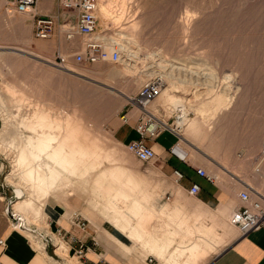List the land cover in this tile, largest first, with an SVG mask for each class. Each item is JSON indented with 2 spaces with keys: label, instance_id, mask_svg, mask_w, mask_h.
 I'll return each instance as SVG.
<instances>
[{
  "label": "rangeland",
  "instance_id": "1",
  "mask_svg": "<svg viewBox=\"0 0 264 264\" xmlns=\"http://www.w3.org/2000/svg\"><path fill=\"white\" fill-rule=\"evenodd\" d=\"M13 1L0 0V192L10 213L19 202L15 212L36 239L52 242L55 255L52 236L56 244L60 239L42 215L49 199L67 218L79 214L121 244L123 237L136 242L140 232L143 239L152 235L145 226L153 217L149 204L167 201L158 182L179 188L165 185L153 163H140L113 138L127 99L152 80L163 87L147 110L182 140L243 171L249 160L246 182L256 167L264 173V0H97L96 37L125 48L115 46L117 62L96 64L76 63L78 50L69 51L64 69L73 75L51 65L53 54L42 62L15 50L33 51V35ZM168 94L186 107L182 125ZM153 103L164 106L152 110ZM218 173H209L217 183ZM65 248L56 264H80Z\"/></svg>",
  "mask_w": 264,
  "mask_h": 264
},
{
  "label": "crops",
  "instance_id": "2",
  "mask_svg": "<svg viewBox=\"0 0 264 264\" xmlns=\"http://www.w3.org/2000/svg\"><path fill=\"white\" fill-rule=\"evenodd\" d=\"M39 16L51 17L55 26L48 39L39 40L32 36L30 48L45 56L53 54L54 57L61 53L67 57L68 63V52L78 49V43L65 38L62 29L65 16L58 0L37 1L31 15L23 20L28 35L30 31L33 35V23ZM121 97L123 100L127 99L123 94ZM134 110L136 109L126 110L125 121L113 132V138L121 145L137 139L134 130L137 113ZM1 128L0 118V130ZM181 142L185 147L180 146ZM147 146L156 155L153 165L159 180L165 185L171 183L179 187L172 189V192L170 189L165 190L158 182V195L161 197L164 194L167 201L157 204V199L149 204L152 207L147 205L153 211V217L144 224L152 229L149 232L152 235H146L143 239L140 232L136 242L129 238L125 241L123 237L119 244L102 233L98 234L89 223L84 229L73 226L72 219L78 214L73 213L67 218L62 207L49 199L42 209V215L53 234L67 245L70 255L73 254L80 264H95L99 260L109 264H208L212 261L215 264H264V229L243 236L230 224L231 215L240 207L238 193L246 184L245 171L250 167L249 160H245V171L232 162L223 165L212 160L209 151L200 150L169 130L148 140ZM176 146V154L184 159L172 153ZM190 152L197 155L193 154L192 157ZM224 156L230 158L229 154ZM213 167L220 170L217 174L218 183H208L195 172V169L201 168L209 174ZM174 171L181 174L177 182L174 181ZM248 183L254 184L255 181L249 179ZM193 184L198 186V191L195 195H189L188 190ZM2 195L6 193L0 192V264L59 263L54 258L59 257L49 245L52 242L45 239L47 237L39 236L36 239L37 236L30 234L31 231L15 228V224L6 215L5 197ZM18 204L19 202L11 206L12 213H16L14 208ZM17 216L24 222L20 214ZM139 226H142V222ZM50 234L49 232L47 236ZM52 238L54 242V237ZM220 243L223 244L221 248L217 246ZM81 246L85 250L78 258L76 252ZM150 259L152 262H149Z\"/></svg>",
  "mask_w": 264,
  "mask_h": 264
},
{
  "label": "built area",
  "instance_id": "3",
  "mask_svg": "<svg viewBox=\"0 0 264 264\" xmlns=\"http://www.w3.org/2000/svg\"><path fill=\"white\" fill-rule=\"evenodd\" d=\"M38 0H14L13 5L18 13H32ZM59 6L64 13L65 20L63 21L62 29L64 30L66 40L78 43V52L72 56L76 63L96 64L98 62H117L120 54L117 51H112L110 54L104 49L103 45L98 42H88L80 47V42L83 38H89L97 30V0H58ZM55 22L51 17L39 16L36 17L33 23V36L35 39L45 40L50 37L53 32ZM52 65L57 68H65L67 57L61 53L54 56ZM160 79L152 80L141 86L135 95L129 100L130 108L138 109L136 124L134 130L137 134V139L127 143V150L140 163H153L156 155L151 147L147 146L148 140H153L164 130H169L173 134H179L176 128L159 123L154 115L148 112L145 107L153 99H155L162 90ZM122 121H125V116H122ZM172 153L176 154L175 149ZM179 158L184 159V157ZM198 176L205 178L208 183H214L215 178L201 168L195 169ZM174 181L177 182L181 178V174L174 171ZM198 191V186L193 184L188 190L189 195H195ZM240 207L231 215L230 223L238 229L241 235H247L253 231L264 229V192L257 191L248 185H244L238 193ZM72 225L84 229L89 223L79 214L73 219ZM12 223H17L19 217H15L11 212ZM19 229H24L23 225L19 224ZM21 227V228H20ZM1 243V242H0ZM85 249L81 246L76 252L77 257L83 255ZM151 262V259L149 260ZM95 264H109L104 260H99ZM208 264H215L213 261Z\"/></svg>",
  "mask_w": 264,
  "mask_h": 264
},
{
  "label": "bare ground",
  "instance_id": "4",
  "mask_svg": "<svg viewBox=\"0 0 264 264\" xmlns=\"http://www.w3.org/2000/svg\"><path fill=\"white\" fill-rule=\"evenodd\" d=\"M98 7H99V13H100V15H102L103 17H105L106 18V16H107V10L105 9V7L104 6H102V5H98ZM97 10V13H98V9H96ZM109 13V12H108ZM20 14H23V13H20ZM28 14H31V13H27L26 15H28ZM111 16V15H110ZM117 16V15H116ZM109 17V16H108ZM112 17V16H111ZM116 20H117V18H116ZM117 22H118V20H117ZM185 25V24H184ZM191 25V24H190ZM183 28V27H182ZM188 28V27H187ZM186 34V33H185ZM184 35V34H183ZM87 38V37H86ZM103 39L102 38H100V37H96V33H94V34H92L91 36H89V38H87V39H85L84 38V40H83V45L84 44H86V43H88V42H92V41H94V42H98V43H101L102 45H103V47H104V49L110 54L112 51H117V52H119L120 53V51L115 47V46H117V47H119L120 48V50H122L123 51V49L125 48V46L123 45V44H120V43H118L117 42V40H115V39H113L112 40V42L114 43V45L115 46H111L108 42H105V41H102ZM16 51H18V52H22V53H24V54H27V55H33L34 57H36L37 59H40L42 62H45L44 60H43V56L40 54V53H38V52H36V51H32V50H30V49H28V48H26V49H15ZM47 64V63H46ZM157 64V63H156ZM51 66V65H50ZM53 66V65H52ZM61 72H63V73H66V74H68V75H73L74 74V72H72V71H70L69 69L68 70H61ZM76 75H78V74H76ZM81 76V75H80ZM171 91V90H170ZM165 92H166V90H165ZM168 93H169V91H168ZM160 94H161V91H160V93H159V95L156 97L157 99L160 97ZM168 99H170V103H172L173 105H174V107L179 111V112H181V117L178 119V120H176V124L177 125H182L183 124V119H185L186 118V107H185V105H184V103L180 100V99H178V98H175L174 96H169V94L166 96ZM156 98L155 99H153V100H151L147 105H146V107H145V109L147 110V108H148V106H149V104L150 103H152V102H154L155 100H156ZM131 99V98H130ZM130 99H127V102H129V100ZM155 104L153 103L150 107V109H154V107L156 108V109H159V108H162L163 106H164V104L162 103V104H157L156 106H154ZM138 110V109H137ZM148 111V110H147ZM149 112V111H148ZM152 114V113H151ZM156 119L159 121V123H161V124H164V125H167L166 123L167 122H165V121H163V120H161V119H159V118H157L156 117ZM247 159V158H246ZM251 179H253V181H255V183L253 184H251V183H248V182H245L246 184L245 185H248V186H250V187H252L253 189H255V190H257V191H260V192H264V173L260 170V168L259 167H256L255 169H254V171H253V174H252V177H251ZM16 193V192H15ZM12 205V204H11ZM10 208H11V206H10ZM14 214V216L15 217H18L17 216V214H19V213H13ZM7 215V214H6ZM8 216V215H7ZM9 217V216H8ZM9 219H11V217H9ZM19 220L20 221H18L17 223H15V228H18L20 225L19 224H21V225H23V227H24V229L26 230V231H30V228H28L26 225H25V223L23 222V220L19 217ZM231 224V223H230ZM21 228V227H20ZM56 241H54V245H55V247H56V255L58 256V254H57V251H59V250H62V251H64V252H66L67 253V250H66V248H65V243L60 239V240H58L57 241V243L58 244H56L55 243ZM63 253V252H62ZM68 254V253H67ZM69 256V255H68Z\"/></svg>",
  "mask_w": 264,
  "mask_h": 264
},
{
  "label": "water",
  "instance_id": "5",
  "mask_svg": "<svg viewBox=\"0 0 264 264\" xmlns=\"http://www.w3.org/2000/svg\"><path fill=\"white\" fill-rule=\"evenodd\" d=\"M9 205H10V204L7 203V206H6V214H7L9 217H11V213H10V211H9Z\"/></svg>",
  "mask_w": 264,
  "mask_h": 264
}]
</instances>
